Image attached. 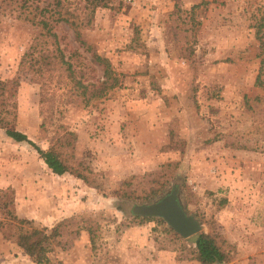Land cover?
<instances>
[{
  "label": "rangeland",
  "instance_id": "obj_1",
  "mask_svg": "<svg viewBox=\"0 0 264 264\" xmlns=\"http://www.w3.org/2000/svg\"><path fill=\"white\" fill-rule=\"evenodd\" d=\"M46 1L0 0V79H18L14 126L38 147L54 141L57 124L75 132L68 163L89 183L53 180L33 147L0 129V189L12 191L14 216L36 227L64 219L50 264H197L165 222L131 218L122 180L133 196L157 191L153 200L175 185L200 229L225 239L232 258L223 264H264V91L253 84L260 46L250 26L264 0L96 7L81 38L119 84L87 102L77 82L96 85L101 68L66 22L50 21L55 39L32 22ZM0 264L33 263L0 235Z\"/></svg>",
  "mask_w": 264,
  "mask_h": 264
},
{
  "label": "trees",
  "instance_id": "obj_2",
  "mask_svg": "<svg viewBox=\"0 0 264 264\" xmlns=\"http://www.w3.org/2000/svg\"><path fill=\"white\" fill-rule=\"evenodd\" d=\"M109 0H77L76 5L71 8L63 7L61 0H47L46 4L38 9L41 17L37 21H32L38 25L48 37L55 39V33L50 31V21L60 19L66 22L73 30L74 39L79 45L90 52L92 60L101 68V79L96 85L88 83L83 85L77 82L81 88V94L86 93V102L90 99H97L102 96L107 90L117 86L119 84L118 74L111 68V65L107 58L98 55L92 50L81 38V29L87 27L90 22L96 7H104ZM205 3V2H202ZM197 4L192 5L191 8L196 7ZM65 14L62 16L61 14ZM53 15L56 17L54 18ZM254 30V38L260 46L258 57L257 72L253 80V84L264 91V9L253 18L250 25ZM54 42V41H53ZM23 54L19 60L21 66L25 60ZM42 61H45V55L39 57ZM63 61L62 56H59ZM35 62L36 59L32 58ZM46 62V61H45ZM65 63V70L70 78H73V71L68 62ZM90 85L91 88H88ZM18 86V79L16 77L9 79H0V129L3 134L14 142H25L37 153L38 157L42 160L49 171L54 175H63L65 173L71 174L75 178L81 179L85 184L89 183L87 175L83 171H79L70 163H68V157L71 155L74 143L76 141V134L74 131L69 130L62 124H57L56 130L60 129L59 134L54 141L48 145L46 149H41L33 141H31L25 133L15 129V100L14 94ZM245 149L251 147L244 146ZM87 170V169H86ZM124 184L123 190H121V196L133 202V204L149 203L152 201L157 191L150 189V191L144 193L143 197L133 196L129 188L131 183L129 180H122ZM161 189L159 190V192ZM10 189H0V235L3 239L12 240L14 244L22 250V252L29 258L33 264H50L48 253L52 250L54 245H57V238L60 236V228L64 223V219L57 221L52 227L47 229L46 227H36L33 225L30 219L17 218L13 214V197ZM179 199V190H177ZM154 201V200H153ZM180 201V199H179ZM224 202V199L221 201ZM183 210L186 212L185 207L182 205ZM132 219L144 222H157L158 224L164 223L161 218L147 217L131 215ZM90 243L93 244V234L90 229H87ZM164 231L170 233V236L174 239H181L175 231L167 226ZM187 240L191 244L189 248L190 259L197 262V264H223L231 260L232 255L229 253V249H226L227 245L225 239L220 234L212 233L211 231L199 230L197 232V238L194 241ZM163 249V248H159Z\"/></svg>",
  "mask_w": 264,
  "mask_h": 264
},
{
  "label": "water",
  "instance_id": "obj_3",
  "mask_svg": "<svg viewBox=\"0 0 264 264\" xmlns=\"http://www.w3.org/2000/svg\"><path fill=\"white\" fill-rule=\"evenodd\" d=\"M131 215L158 217L179 236L194 241L201 225L187 214L178 199L177 187L173 185L169 191L152 202L132 204L129 208Z\"/></svg>",
  "mask_w": 264,
  "mask_h": 264
},
{
  "label": "crops",
  "instance_id": "obj_4",
  "mask_svg": "<svg viewBox=\"0 0 264 264\" xmlns=\"http://www.w3.org/2000/svg\"><path fill=\"white\" fill-rule=\"evenodd\" d=\"M55 177H56V178H59L58 175H54V176L52 175V176H50V178H53V180H54Z\"/></svg>",
  "mask_w": 264,
  "mask_h": 264
}]
</instances>
